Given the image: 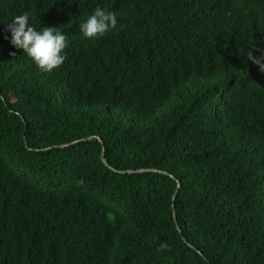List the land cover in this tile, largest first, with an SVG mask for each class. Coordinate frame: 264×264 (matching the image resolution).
<instances>
[{
	"label": "trees",
	"instance_id": "16d2710c",
	"mask_svg": "<svg viewBox=\"0 0 264 264\" xmlns=\"http://www.w3.org/2000/svg\"><path fill=\"white\" fill-rule=\"evenodd\" d=\"M25 13L51 73L4 38ZM254 46L264 0H0V264H264Z\"/></svg>",
	"mask_w": 264,
	"mask_h": 264
},
{
	"label": "clouds",
	"instance_id": "9594fccd",
	"mask_svg": "<svg viewBox=\"0 0 264 264\" xmlns=\"http://www.w3.org/2000/svg\"><path fill=\"white\" fill-rule=\"evenodd\" d=\"M117 23L115 12L96 7L94 12L79 24V31L85 38L96 39L110 29H115ZM5 31L10 33V36L4 37L10 45L16 50H22L41 72L51 73L64 63L67 37L58 27L45 26L37 30L30 23V16L25 13L16 15L6 23ZM11 54L16 55L15 52ZM246 58L264 74V48H250L246 52Z\"/></svg>",
	"mask_w": 264,
	"mask_h": 264
},
{
	"label": "water",
	"instance_id": "95a60500",
	"mask_svg": "<svg viewBox=\"0 0 264 264\" xmlns=\"http://www.w3.org/2000/svg\"><path fill=\"white\" fill-rule=\"evenodd\" d=\"M1 93V92H0Z\"/></svg>",
	"mask_w": 264,
	"mask_h": 264
}]
</instances>
